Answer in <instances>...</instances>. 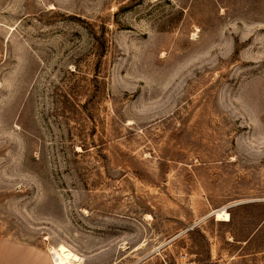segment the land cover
I'll use <instances>...</instances> for the list:
<instances>
[{"label": "rangeland", "instance_id": "rangeland-1", "mask_svg": "<svg viewBox=\"0 0 264 264\" xmlns=\"http://www.w3.org/2000/svg\"><path fill=\"white\" fill-rule=\"evenodd\" d=\"M61 245L264 264V0H0V264Z\"/></svg>", "mask_w": 264, "mask_h": 264}, {"label": "bare ground", "instance_id": "bare-ground-1", "mask_svg": "<svg viewBox=\"0 0 264 264\" xmlns=\"http://www.w3.org/2000/svg\"><path fill=\"white\" fill-rule=\"evenodd\" d=\"M215 216L217 219L228 220L229 214L224 211H216ZM53 258L55 264H78L80 262V257L70 251L65 246H59L53 251Z\"/></svg>", "mask_w": 264, "mask_h": 264}, {"label": "trees", "instance_id": "trees-1", "mask_svg": "<svg viewBox=\"0 0 264 264\" xmlns=\"http://www.w3.org/2000/svg\"><path fill=\"white\" fill-rule=\"evenodd\" d=\"M232 220V216H231V218L228 220V222H230Z\"/></svg>", "mask_w": 264, "mask_h": 264}]
</instances>
